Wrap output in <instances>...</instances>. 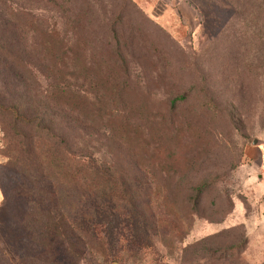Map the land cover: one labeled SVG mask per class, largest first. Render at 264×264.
<instances>
[{
  "label": "rangeland",
  "instance_id": "374dc122",
  "mask_svg": "<svg viewBox=\"0 0 264 264\" xmlns=\"http://www.w3.org/2000/svg\"><path fill=\"white\" fill-rule=\"evenodd\" d=\"M46 152L110 165L149 223L74 264H264V0H0V264L69 261L31 211Z\"/></svg>",
  "mask_w": 264,
  "mask_h": 264
},
{
  "label": "trees",
  "instance_id": "16d2710c",
  "mask_svg": "<svg viewBox=\"0 0 264 264\" xmlns=\"http://www.w3.org/2000/svg\"><path fill=\"white\" fill-rule=\"evenodd\" d=\"M43 158L46 166L60 170L55 171L56 177L49 178L52 173L48 174L47 180L56 204L54 209L43 206L31 211L34 219L38 218L45 230L56 234L63 244H54L57 250L65 249L69 259L61 255L58 259L59 254L54 252L57 260H64L60 264H74L84 247L98 248L103 259L109 256L116 261L122 258L124 248L134 255L145 253L150 245V227L138 207L134 197L136 191L132 190L130 181L120 172L112 171L110 165L98 164L89 156H84L81 162L73 160L74 164L65 163L68 158L49 152ZM76 242L81 248L75 246ZM49 245L51 241L47 242V247Z\"/></svg>",
  "mask_w": 264,
  "mask_h": 264
},
{
  "label": "crops",
  "instance_id": "0c3cea01",
  "mask_svg": "<svg viewBox=\"0 0 264 264\" xmlns=\"http://www.w3.org/2000/svg\"><path fill=\"white\" fill-rule=\"evenodd\" d=\"M263 226H264V221H262V224H261V226H259V228H262ZM260 231L262 232L263 230L260 229Z\"/></svg>",
  "mask_w": 264,
  "mask_h": 264
}]
</instances>
